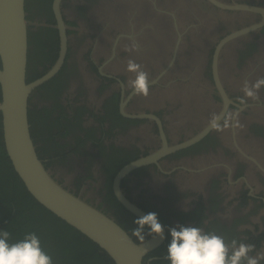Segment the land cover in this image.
I'll list each match as a JSON object with an SVG mask.
<instances>
[{
    "label": "flooded vegetation",
    "instance_id": "1",
    "mask_svg": "<svg viewBox=\"0 0 264 264\" xmlns=\"http://www.w3.org/2000/svg\"><path fill=\"white\" fill-rule=\"evenodd\" d=\"M55 1L25 0L26 79L45 75L64 46L28 96L31 138L52 176L136 242L139 217L116 186L155 212L165 237L143 264H170L177 225L264 251V86L257 98L242 90L264 77V0ZM129 60L149 74L147 97L128 85Z\"/></svg>",
    "mask_w": 264,
    "mask_h": 264
},
{
    "label": "water",
    "instance_id": "2",
    "mask_svg": "<svg viewBox=\"0 0 264 264\" xmlns=\"http://www.w3.org/2000/svg\"><path fill=\"white\" fill-rule=\"evenodd\" d=\"M58 2L55 1V6H58ZM214 4L219 6L217 2ZM24 6L25 0H0L1 132L11 165L27 192L39 204L89 238L115 264H143L144 256L164 239L152 236L143 243L134 241L112 217L60 184L37 156L27 117L28 96L36 86L47 81L57 71L62 62L64 46L55 65L45 75L27 83V28L30 22L26 19ZM226 8L230 6L226 4ZM238 33L233 32L222 42H230ZM61 35L64 43L62 30ZM142 161L137 160L122 168L115 178V185ZM116 190L120 201L133 214L139 218L146 214L130 205L119 193L117 186Z\"/></svg>",
    "mask_w": 264,
    "mask_h": 264
},
{
    "label": "clouds",
    "instance_id": "3",
    "mask_svg": "<svg viewBox=\"0 0 264 264\" xmlns=\"http://www.w3.org/2000/svg\"><path fill=\"white\" fill-rule=\"evenodd\" d=\"M127 70L135 76L128 81L133 94L147 97L150 83L148 72L132 60L127 63ZM261 86H264V77L251 86L246 82L242 90L247 97L257 98V90ZM227 118L231 119L232 114H228ZM212 127L218 128L219 125L213 121ZM134 223L138 227L132 231V236L139 242L145 240V226L150 229L148 235L164 239V229L155 212L142 215ZM168 231L171 240L165 259L170 264H260L264 260V251L257 252L255 256L250 255L255 250L254 244L238 242L236 239L227 242L224 236L206 232L198 226L177 225ZM0 264H52V258L43 250L35 233H28L22 239L11 242L10 233L0 230Z\"/></svg>",
    "mask_w": 264,
    "mask_h": 264
},
{
    "label": "trees",
    "instance_id": "4",
    "mask_svg": "<svg viewBox=\"0 0 264 264\" xmlns=\"http://www.w3.org/2000/svg\"><path fill=\"white\" fill-rule=\"evenodd\" d=\"M24 8L27 11L26 6ZM33 79H26V82ZM27 115L30 123L29 109ZM0 230L10 233L11 242L22 239L28 233H35L43 250L51 256L52 264H115L94 242L53 215L27 192L4 149L1 116Z\"/></svg>",
    "mask_w": 264,
    "mask_h": 264
}]
</instances>
